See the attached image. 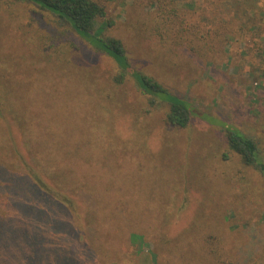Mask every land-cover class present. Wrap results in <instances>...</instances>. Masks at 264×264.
Returning <instances> with one entry per match:
<instances>
[{"label":"rangeland","instance_id":"obj_1","mask_svg":"<svg viewBox=\"0 0 264 264\" xmlns=\"http://www.w3.org/2000/svg\"><path fill=\"white\" fill-rule=\"evenodd\" d=\"M92 1L105 10L96 30L123 43L129 72L196 116L172 126L57 16L0 0V264H64L68 253L79 264H264V174L224 131L255 140L264 161V0L247 33L229 0ZM23 160L65 202L61 234L45 201L40 223L19 214L8 179L27 175Z\"/></svg>","mask_w":264,"mask_h":264},{"label":"trees","instance_id":"obj_2","mask_svg":"<svg viewBox=\"0 0 264 264\" xmlns=\"http://www.w3.org/2000/svg\"><path fill=\"white\" fill-rule=\"evenodd\" d=\"M15 2H29L37 5L39 8L52 13L61 19L64 23L70 26L72 31L79 36L84 42L90 45L97 51L105 53L109 56L116 64L118 68V73L115 78V83H124L126 77H132L136 81L138 87L142 91V94L146 96L149 100L151 107H157L162 105L168 109L167 111V121L174 127H179L181 129L187 128L191 123L193 117L196 116L195 108L193 104L180 97L169 92L167 88L157 82L155 79L140 74L138 72H129L131 66L129 65V60L123 43L118 39L113 38H103L99 35L96 30V23L99 18L105 16V10L99 4L92 0H14ZM255 0H229L225 1L223 5L226 10L233 9L235 18L240 17V31L242 33L250 32L246 30L247 24L253 22V6L255 5ZM240 4V15L237 13V7ZM245 18L249 21L246 22ZM247 23V24H245ZM242 27V28H241ZM261 29L257 30V35L262 34ZM36 78L25 79L21 78L19 83L34 84ZM45 93H42V96ZM228 146L230 150L237 155H239L246 166L253 167L264 174V161L260 157L258 144L252 138L244 135L240 130L226 126L224 129ZM26 151L29 152L28 148L24 146ZM22 148H15V152L19 156L22 152ZM7 152V151H6ZM21 160V158L19 159ZM27 168V175L18 174L17 178L8 179V185L11 187V194L14 192L16 196L12 194V198L18 202L19 214L22 216L28 215L33 216L36 224L40 223L43 219V212L41 209L42 201L51 204L47 212L52 211L53 217L52 230L55 232H63L67 226L59 219V215L62 207L57 203L64 205L65 202L60 200L61 195L54 192L52 189H48L43 182L46 172L37 170L32 167L30 160H23ZM22 162V163H23ZM28 166L31 168L29 169ZM32 170V171H30ZM29 171V172H28ZM1 175L6 179L8 175V169L2 166ZM71 181L70 185L71 186ZM75 216L79 214L75 208ZM94 211V210H93ZM34 214V215H33ZM24 220V219H23ZM133 239H141L139 236L134 235ZM69 248V246H68ZM71 256V254L68 253ZM68 255L66 256L67 261L64 264H70L68 260ZM89 255V254H88ZM87 255V256H88ZM72 257V256H71ZM88 258V257H87ZM73 261L75 260L72 257ZM74 264H79L75 263Z\"/></svg>","mask_w":264,"mask_h":264}]
</instances>
